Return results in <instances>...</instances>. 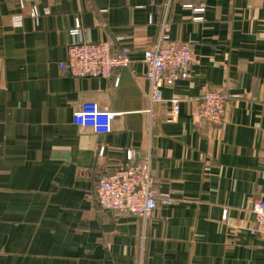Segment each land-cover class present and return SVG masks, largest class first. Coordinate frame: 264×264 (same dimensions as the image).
<instances>
[{
  "label": "crops",
  "instance_id": "0c3cea01",
  "mask_svg": "<svg viewBox=\"0 0 264 264\" xmlns=\"http://www.w3.org/2000/svg\"><path fill=\"white\" fill-rule=\"evenodd\" d=\"M190 4L205 6L201 21ZM38 7L48 13L23 14L14 27L23 9L0 0V264H264L250 209L264 198V0ZM76 19L92 41L120 37L129 65L108 78L65 72ZM158 41L184 42L196 60L151 106L143 54ZM207 88L230 96L220 126L194 118ZM84 101L114 112L110 132L74 124ZM128 150L150 154L156 185L172 200L145 218L97 202L99 177Z\"/></svg>",
  "mask_w": 264,
  "mask_h": 264
},
{
  "label": "built area",
  "instance_id": "2783aa9c",
  "mask_svg": "<svg viewBox=\"0 0 264 264\" xmlns=\"http://www.w3.org/2000/svg\"><path fill=\"white\" fill-rule=\"evenodd\" d=\"M39 1L18 0L25 12L22 10V13L15 14L12 17V25L21 26L23 14L36 18L41 13H48V9H39ZM188 7L192 12L193 21L203 19L204 5L190 4ZM69 34L71 40L67 45L66 58L59 62V66L72 76L108 78L114 70L130 63L131 48L120 44V37H115L114 40L92 41L88 30L81 27L78 19L70 28ZM114 41L119 43L115 48L112 46ZM195 60V53L184 42L170 44L158 41L144 50V78L149 83L151 106L165 101L164 87L188 78L189 69ZM229 98L230 96L222 91L207 88L200 95L194 118L208 125H222L225 122ZM166 103L172 114L178 113L177 98H169ZM113 118L114 112L96 101L82 102L72 115L74 124L90 128L98 134L110 132ZM95 192L101 208L141 218L147 217L158 206L168 205L172 201L169 195L161 192L156 185L150 166V154H136L134 150L126 152L120 167L99 177ZM250 209L254 218L251 231L264 239V198L252 200Z\"/></svg>",
  "mask_w": 264,
  "mask_h": 264
}]
</instances>
